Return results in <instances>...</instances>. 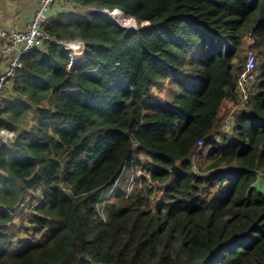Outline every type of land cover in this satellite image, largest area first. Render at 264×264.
<instances>
[{
    "label": "trees",
    "instance_id": "trees-1",
    "mask_svg": "<svg viewBox=\"0 0 264 264\" xmlns=\"http://www.w3.org/2000/svg\"><path fill=\"white\" fill-rule=\"evenodd\" d=\"M65 1L73 12L44 27L83 40L85 61L69 69L60 43L32 50L14 78L26 101L0 112L17 132L38 113L0 139V264H264V0ZM142 154L149 185L130 193Z\"/></svg>",
    "mask_w": 264,
    "mask_h": 264
},
{
    "label": "built area",
    "instance_id": "built-area-1",
    "mask_svg": "<svg viewBox=\"0 0 264 264\" xmlns=\"http://www.w3.org/2000/svg\"><path fill=\"white\" fill-rule=\"evenodd\" d=\"M39 7L34 17L22 27L12 26L9 28H0V42L2 43L1 53L5 67L0 73V112L4 106V100L8 96V85L14 80L18 71L24 67V57L36 48L43 47L49 42L63 44L65 49L71 52V62L69 69L80 66L85 61V42L83 40L63 41L53 38L47 30H45V21L50 13V7L56 0H38ZM91 10H95L89 8ZM98 11V10H96ZM100 10L98 12L101 13ZM82 51L78 58L79 52ZM255 55L251 56L248 62L249 68L255 67ZM254 78L251 76L247 83L246 92H251ZM17 131L11 128H0V139L5 143H12L17 138ZM205 140L199 141L202 146ZM23 207V204L20 208Z\"/></svg>",
    "mask_w": 264,
    "mask_h": 264
},
{
    "label": "crops",
    "instance_id": "crops-1",
    "mask_svg": "<svg viewBox=\"0 0 264 264\" xmlns=\"http://www.w3.org/2000/svg\"><path fill=\"white\" fill-rule=\"evenodd\" d=\"M38 7V0H0V28H9L12 26L22 27L27 25V23L34 17ZM66 9L72 10L65 0H56L53 2L50 7V13L44 25L51 22ZM1 47L2 43L0 42V73L5 67L1 53ZM7 95L9 96V99H21L26 101V96L18 94L15 85V79L10 81ZM37 114L36 108H33L30 116L20 124L19 132L31 130L37 123ZM19 132L17 133L19 134ZM16 222L20 223L21 219L16 220ZM34 240L35 239H33V241Z\"/></svg>",
    "mask_w": 264,
    "mask_h": 264
},
{
    "label": "rangeland",
    "instance_id": "rangeland-1",
    "mask_svg": "<svg viewBox=\"0 0 264 264\" xmlns=\"http://www.w3.org/2000/svg\"><path fill=\"white\" fill-rule=\"evenodd\" d=\"M76 8L78 9V6H76ZM80 8V7H79ZM88 8H92V9H95V10H98V11H100V10H105V9H100V8H97V7H95V6H92V7H88ZM81 10H86V8H84V7H81ZM71 11H73V10H71ZM116 21V20H115ZM128 21V20H127ZM127 21L125 20L124 22H123V26H126V27H138V25H137V22H133V25H129V23H127ZM146 24V23H145ZM250 52V48L248 47V45L244 48V50H243V53H242V56H243V58H246V56H247V54ZM83 64V63H82ZM248 73L249 74H252V75H254V73H252V72H250V71H248ZM251 76V75H250ZM250 76H246L245 78H244V80H243V82H242V87L244 88V90H246V87H247V83H248V81H249V78H251ZM254 77V76H253ZM255 78L256 77H254V78H252L253 79V81H255ZM253 85H254V83H253ZM252 85V86H253ZM159 90V87L157 88H154L153 89V95H156V94H159L160 92L158 91ZM251 90H252V88H251ZM167 93H168V88H166V91L165 92H163V94H162V96L164 95V96H167ZM236 110H237V107H233L232 105H231V108H230V105L229 104H226L225 106H224V108L222 109V113H221V117L223 118L221 121H220V124L221 125H226V127H227V129H230V128H232V125H231V122L233 123V120H234V116H235V112H236ZM142 157H140V159H141V163H142V165L140 166V167H138L135 171H132V170H130V169H128L126 172H125V180H129L127 183H126V186H127V191L128 192H130V193H134L136 190H141V189H143V188H146L149 184H146V185H144V184H142V183H139V182H137V176H140L142 173H143V168L146 166V161H147V159L148 158H146V155L145 154H142L141 155ZM203 165H205V164H203ZM196 167H197V165H196ZM122 180V179H121ZM121 180H120V183H119V185H122V183L123 182H121ZM256 185H257V187L258 188H260V189H262L263 191H264V172H262V174H260V177H259V179H258V181H257V183H256ZM109 190L110 189H106L105 191H104V193L105 194H108L109 193ZM159 192H161V190H159ZM107 197V196H106ZM28 202L29 203H32V204H35L36 202H37V193H31V195H30V197H29V199H28ZM21 205L22 204H20V207H21ZM26 205H27V203H25V205L22 207V208H25V210H27V211H29L27 208H26ZM31 207H33V205L31 206ZM30 212V211H29ZM20 218V215L18 214L17 215V218H15V220H18ZM30 221H26L25 220V226L27 227V226H30V223H29ZM33 234V231H31V232H27V231H25L24 229L23 230H21L20 231V233H19V238H31V240H33V239H37V238H35V236L36 237H40V235H32Z\"/></svg>",
    "mask_w": 264,
    "mask_h": 264
},
{
    "label": "water",
    "instance_id": "water-1",
    "mask_svg": "<svg viewBox=\"0 0 264 264\" xmlns=\"http://www.w3.org/2000/svg\"><path fill=\"white\" fill-rule=\"evenodd\" d=\"M116 12H120V13H122V14H123V17H124L123 19H125V13H124L121 9H114L113 11L108 10V9H105V10L101 11V13H102L103 15L109 17L111 20H113L114 22H116L118 25L123 26V25H122V24H123L122 22H124V21H122V22L120 23V22L115 21L114 19L111 18V14H112V13H116ZM143 26H146V25H143ZM125 27H126V26H125ZM75 68H77V67H74V69H75Z\"/></svg>",
    "mask_w": 264,
    "mask_h": 264
},
{
    "label": "bare ground",
    "instance_id": "bare-ground-1",
    "mask_svg": "<svg viewBox=\"0 0 264 264\" xmlns=\"http://www.w3.org/2000/svg\"><path fill=\"white\" fill-rule=\"evenodd\" d=\"M111 18L121 23L122 13H120V12L112 13ZM80 55H81V59H82V51L79 52L78 58L80 57Z\"/></svg>",
    "mask_w": 264,
    "mask_h": 264
}]
</instances>
